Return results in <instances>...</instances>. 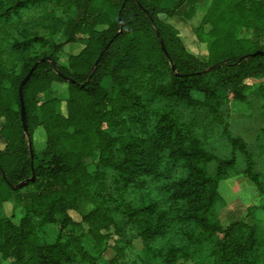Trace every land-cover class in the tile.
<instances>
[{
  "label": "trees",
  "instance_id": "obj_1",
  "mask_svg": "<svg viewBox=\"0 0 264 264\" xmlns=\"http://www.w3.org/2000/svg\"><path fill=\"white\" fill-rule=\"evenodd\" d=\"M187 1L0 0L3 26L20 19L31 7L50 4L67 16L70 31L68 40L57 44L54 38L60 33L61 20L56 11L46 10L49 38L33 34L34 46L26 41L25 34L22 41L14 43L6 41V34L0 39V138L6 145L0 149V203L15 199L26 213L19 227L0 220V252L6 258L13 256L14 264H97L106 249H88L83 236L70 229L79 224L69 212L79 209L83 197L97 204L95 211L83 217V224L90 227L99 248L100 229L112 223L116 226L111 217L105 218L110 205L139 225L150 257L148 264H187L191 258L195 260L188 247L158 246L176 221L205 230L215 243L206 262L196 260L193 264H259L258 227L236 223L223 229L217 209L224 203L219 185L236 167L238 153L246 164V175L264 195V181L253 154L220 120L231 95L244 99V80L264 74V56H253L264 48L258 41L239 38L241 30H259L264 25V0H212L204 19L206 26L198 31L199 39L209 46L207 64L188 57L177 31L160 19L175 17ZM261 30L264 36V28ZM67 44L84 47L69 58V68L60 65L58 57ZM15 61H21V66ZM32 69L34 73L24 88L26 134L19 86ZM55 83L68 85L67 116L62 110L64 101L51 98ZM106 83L112 85L110 91ZM159 95L188 108L207 107L224 126L223 137L232 148L231 157L221 160L208 152L170 113L159 115L152 132H146L145 121ZM123 116L130 119L137 133L112 140L106 126L113 127L117 119L126 125ZM140 117L145 120L140 121ZM141 123L143 130L139 131ZM38 127L47 136V148L42 152L33 145ZM97 150L99 169L91 174L87 161ZM107 153L109 157L105 158ZM165 160L168 164L183 163L187 173L169 189L172 203L181 206L175 217L168 212L156 213L153 206L137 208L123 195V191H146L151 179L160 176ZM210 163L217 165L213 177L206 169ZM110 173L122 186L121 200L109 192ZM52 225L60 226L54 240L43 230ZM186 239L204 243L194 235L188 234Z\"/></svg>",
  "mask_w": 264,
  "mask_h": 264
},
{
  "label": "rangeland",
  "instance_id": "obj_2",
  "mask_svg": "<svg viewBox=\"0 0 264 264\" xmlns=\"http://www.w3.org/2000/svg\"><path fill=\"white\" fill-rule=\"evenodd\" d=\"M56 11L57 17L61 20L60 33L55 36L54 40L57 44L65 43L69 38V28L67 26V16H65L61 9L50 4L36 5L30 9L23 11L20 19H15L13 23L3 24L0 21V39L6 34L7 42L14 43L16 40L22 41V35L31 45H35L33 34H37L44 38L50 37V30L48 28V21L45 19V11ZM207 7H201L197 22H186L175 20V26L171 25L179 34L181 45L188 57H192L199 63H209L210 52L207 42L199 39V29L206 26L204 21L207 14ZM172 19L168 16H160V19ZM174 19V18H173ZM167 23V22H166ZM264 25L260 26L263 29ZM211 28L206 27V32H210ZM241 30L239 38L242 40H250L252 42H259L264 48V36L262 30ZM209 30V31H208ZM4 31V32H3ZM81 44H67L59 53L60 65L70 67L69 58L78 55L82 50ZM9 57L10 52L5 50ZM6 56V57H7ZM10 60L13 57H9ZM17 66H21V61L14 62ZM12 68V65L10 66ZM20 70V68H19ZM245 90L243 91L244 99L234 98L231 95L230 103L223 109L221 113L222 120L228 127L229 131L236 137L241 138L247 145L249 151L253 154L256 169L262 176L264 181V74L254 75L244 80ZM105 87L110 91L112 85L105 84ZM54 93L51 98H56L58 101L63 100V113L68 115L66 108V99H68V85L55 83L53 85ZM195 97H200V94H194ZM57 111L60 112V105L57 106ZM170 113L177 117L183 125L185 132L192 138L196 139L201 146L208 152L216 155L221 160H226L231 157L232 148L229 142L223 137L224 126L219 120H215L207 107L188 108L176 100L166 99L162 96L155 97L149 111V119L145 121V131L151 133L153 124L159 115ZM126 125L122 123L121 119H117V123L113 127L106 126L109 131V137L112 140L127 137L129 133H137L133 130L128 117L123 116ZM144 121V117L139 118ZM143 123V122H142ZM139 124V131L143 130V124ZM142 126V127H141ZM73 133L71 129L69 131ZM33 145L37 152H42L47 148V136L42 127L34 130ZM5 144L0 138V149H5ZM119 148V146H118ZM113 150L114 156H117L116 150ZM108 158V153L105 154ZM167 160V158H166ZM160 170L158 178H152L146 191L136 194L135 191L129 193L124 192V198L127 202L133 203L137 208L141 206H153L156 213L168 212L171 217H175L178 208L170 200L169 189L173 183L185 178L187 176L183 163L178 162L168 164L166 162ZM100 153L97 150L92 159L87 161L88 171L93 174L99 169ZM100 169H103L101 167ZM207 173L213 177L216 173V163H210L206 166ZM246 164L241 154H237V165L235 168L229 170V178L222 181L219 185V194L224 203H220L217 209V219L223 229L235 225L236 223H247L258 227V258L259 264H264V195L259 191L256 185L248 178L245 173ZM107 184L109 192L118 200L122 199L119 189L122 186L117 185L115 177L112 173L108 174ZM35 191V189H32ZM112 207V208H111ZM108 205L107 214L105 218L111 217L115 224H109L99 231V237L102 242L101 248L97 246V241L92 238L90 234V227L83 224V217L90 214L97 209V204L88 197H83L79 203L77 211H70L69 214L79 226L70 228L73 233L78 236H83L82 242L85 247L92 251L98 249H106L103 258L97 264H148L150 257L147 252V247L141 237V229L137 223H131L123 216L120 211H116V206ZM26 213L23 206L15 199L0 203V220L11 221L13 225L19 227L22 219ZM169 233L158 244L160 247H169L175 244L177 247H188L193 254L195 260L192 258L187 264H193L196 260L206 262L208 260L210 251L213 249L214 242L210 239L208 232L199 229L198 227L188 224H178L175 222ZM46 235L51 239H56L60 232V226L52 225L46 226L43 229ZM194 235L195 239H204V243L198 244L189 242L186 235ZM102 237V238H101ZM183 263V260L181 261ZM15 258L10 256L6 258L0 252V264H14Z\"/></svg>",
  "mask_w": 264,
  "mask_h": 264
},
{
  "label": "crops",
  "instance_id": "obj_3",
  "mask_svg": "<svg viewBox=\"0 0 264 264\" xmlns=\"http://www.w3.org/2000/svg\"><path fill=\"white\" fill-rule=\"evenodd\" d=\"M212 0H188L186 4L179 10L177 15L173 17L172 19H163L165 22H167L170 25H174L173 23L175 20L180 19V21H186V22H197L198 14L201 9V7H207V11L209 10L211 6ZM177 26V25H176ZM175 26V28H177Z\"/></svg>",
  "mask_w": 264,
  "mask_h": 264
},
{
  "label": "water",
  "instance_id": "obj_4",
  "mask_svg": "<svg viewBox=\"0 0 264 264\" xmlns=\"http://www.w3.org/2000/svg\"><path fill=\"white\" fill-rule=\"evenodd\" d=\"M109 46L105 49V51L103 53H101L100 59L103 57L105 52L109 49ZM162 49H163L165 55L168 56V52H167L163 42H162ZM253 56H264V52L259 51V52L255 53ZM100 59L97 61V64L100 62ZM34 70L35 69H32L30 71V73L25 77V79L22 81V83L19 86V96H20V102H21V120H22L23 128H24V131L26 134L28 133V117H27L25 101H24V88L27 85V83L29 82V80L31 79V77L34 73ZM173 73H175L174 67H173ZM177 76H180V75H177ZM83 86H85V85H83ZM30 149L32 152L31 144H30ZM32 180L35 181V176L32 178ZM23 185L24 184L22 183L19 186L21 187Z\"/></svg>",
  "mask_w": 264,
  "mask_h": 264
}]
</instances>
